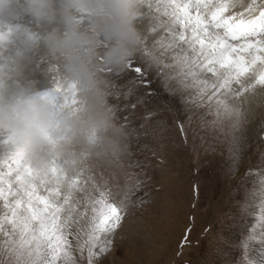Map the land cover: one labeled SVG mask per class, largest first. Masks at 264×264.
Masks as SVG:
<instances>
[{
    "label": "snow or ice",
    "instance_id": "6c2138e0",
    "mask_svg": "<svg viewBox=\"0 0 264 264\" xmlns=\"http://www.w3.org/2000/svg\"><path fill=\"white\" fill-rule=\"evenodd\" d=\"M139 7L141 40L135 58L122 71L103 69L111 82V112L129 136L146 135L145 124L139 125L145 129L141 133L132 127V113L125 111L135 109L136 103H121L132 89L125 91L113 81L123 74L133 85H144L146 95L158 98L152 86L158 80L185 111L206 110L198 113L201 128L228 145L229 172L234 173L248 117L254 106H264V0H140ZM152 115L146 110L141 118L146 123ZM179 129L187 141L183 122ZM258 165L246 173L253 180L240 202L241 219L255 218L251 226L245 224L240 264H264V153ZM133 166L140 168L138 163ZM124 168L118 162L91 165L72 177L56 166L41 173L7 137L0 144V264H100L127 214L130 196L142 183L137 178L142 168ZM113 188L125 189L119 200ZM189 231L181 249L189 242ZM252 243L260 247L254 249ZM253 252L257 255L250 256Z\"/></svg>",
    "mask_w": 264,
    "mask_h": 264
},
{
    "label": "clouds",
    "instance_id": "9594fccd",
    "mask_svg": "<svg viewBox=\"0 0 264 264\" xmlns=\"http://www.w3.org/2000/svg\"><path fill=\"white\" fill-rule=\"evenodd\" d=\"M139 5L0 0V129L34 169L56 166L72 177L91 165L125 163L129 134L110 110L103 69L122 71L135 58ZM37 65L52 90H38Z\"/></svg>",
    "mask_w": 264,
    "mask_h": 264
},
{
    "label": "rangeland",
    "instance_id": "374dc122",
    "mask_svg": "<svg viewBox=\"0 0 264 264\" xmlns=\"http://www.w3.org/2000/svg\"><path fill=\"white\" fill-rule=\"evenodd\" d=\"M154 36L159 37V30ZM32 72L38 90H52L54 83L39 65ZM125 77L121 74L113 83L126 91L129 86L120 81ZM128 82L131 95L127 100L121 97V103H136L135 109L125 111L132 113V127L139 129L144 123L147 134L129 136L124 171L140 172L142 168L137 177L142 183L130 196L127 214L100 264H240L239 245L248 230L245 224L255 223L252 216L241 219L240 202L245 200V188H250L253 180L246 173L258 169L264 153V106H254V113L248 117L240 163L232 173L228 145L217 143L201 128L198 113L205 109L185 111L175 94L158 80L152 85L160 93L158 98L146 95L144 85ZM109 102H113L111 97ZM146 110L153 115L145 123L141 117ZM180 122L184 123L187 141L180 132ZM137 163L140 168L133 166ZM120 179L123 185V174ZM112 190L119 200L125 189ZM186 229H190L189 242L181 249ZM251 247L260 246L252 243Z\"/></svg>",
    "mask_w": 264,
    "mask_h": 264
},
{
    "label": "bare ground",
    "instance_id": "6f19581e",
    "mask_svg": "<svg viewBox=\"0 0 264 264\" xmlns=\"http://www.w3.org/2000/svg\"><path fill=\"white\" fill-rule=\"evenodd\" d=\"M247 1H248V0H245V2H247ZM225 15H228V13H225ZM33 69H34V68H33ZM32 73H33V72H32ZM46 88H47V87H46ZM60 99H61V98H60ZM60 99H59L58 96L56 97L57 104H59V103L61 102ZM3 134H6V131L0 129V138H1V140H0V144H2V143H3V140H4V139H2ZM6 135H7V134H6Z\"/></svg>",
    "mask_w": 264,
    "mask_h": 264
}]
</instances>
